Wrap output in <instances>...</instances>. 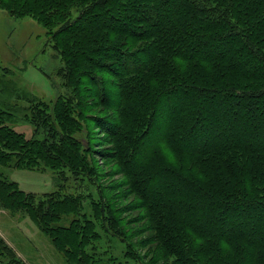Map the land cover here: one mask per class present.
<instances>
[{
    "label": "rangeland",
    "instance_id": "1",
    "mask_svg": "<svg viewBox=\"0 0 264 264\" xmlns=\"http://www.w3.org/2000/svg\"><path fill=\"white\" fill-rule=\"evenodd\" d=\"M59 1L0 4V259L246 264L245 244L222 242L228 231L210 228L209 203L192 187L207 169L181 165L162 106L172 96L127 85L132 58L121 65L113 38L86 32L96 20L65 28L85 7Z\"/></svg>",
    "mask_w": 264,
    "mask_h": 264
},
{
    "label": "trees",
    "instance_id": "2",
    "mask_svg": "<svg viewBox=\"0 0 264 264\" xmlns=\"http://www.w3.org/2000/svg\"><path fill=\"white\" fill-rule=\"evenodd\" d=\"M12 1L40 10L56 0ZM60 1L85 7L65 28L96 20L86 32L103 43L113 38L109 48L121 65L132 58L127 85L172 96L162 103L170 111L169 135L178 140L181 165L190 160L207 169V183L192 187L209 203L210 228L228 231L225 245L245 244L235 251L243 250V260L244 251L250 254L246 264H264V0Z\"/></svg>",
    "mask_w": 264,
    "mask_h": 264
}]
</instances>
